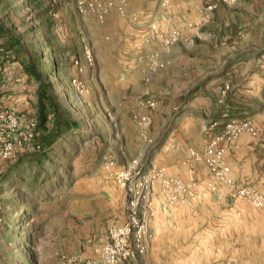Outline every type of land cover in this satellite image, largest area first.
Segmentation results:
<instances>
[{
	"label": "rangeland",
	"instance_id": "374dc122",
	"mask_svg": "<svg viewBox=\"0 0 264 264\" xmlns=\"http://www.w3.org/2000/svg\"><path fill=\"white\" fill-rule=\"evenodd\" d=\"M84 2L80 13L78 0L53 4L0 0V34L19 33L27 55L43 57L48 64L45 82L59 95L65 118L77 123L45 150H34L30 144V150H18L13 158L0 155V264H100L94 255L99 256L110 227L129 219L133 193L142 184L149 191L140 198L139 217L147 222L151 242L156 195L162 216L209 195L218 200L229 195L264 215V206L254 204V199L264 198V175L251 179L231 173L227 148L240 133H227L228 123L206 149L178 146L177 173L159 155L162 148L171 146L177 113L165 100L161 102L164 87L144 78L143 72L167 68L165 58L177 40L166 39L175 34L155 32L163 43L156 49L124 39L129 33L116 32L107 38L95 23L107 19L113 0ZM117 6L120 13L125 12L123 2ZM152 25L156 30L157 25ZM96 38L100 39L98 52L92 47ZM74 48L79 49L78 64L64 60ZM5 49L0 42L2 57ZM161 53L164 60L153 59ZM40 116V101L35 111L23 116L25 128L30 119L37 120L38 142L48 133L38 127ZM53 123L51 116L48 126ZM202 170L204 176L198 175ZM122 171L140 173L134 183L123 185L117 180ZM173 180L182 183L179 190ZM259 226L264 229L263 224ZM221 247L218 240L216 249Z\"/></svg>",
	"mask_w": 264,
	"mask_h": 264
},
{
	"label": "crops",
	"instance_id": "0c3cea01",
	"mask_svg": "<svg viewBox=\"0 0 264 264\" xmlns=\"http://www.w3.org/2000/svg\"><path fill=\"white\" fill-rule=\"evenodd\" d=\"M119 1L124 13L117 9ZM113 3L107 19L95 23L107 38L116 32L129 33L124 39L149 49L163 44L155 32L174 33L178 38L165 58L166 69L143 72L144 78L164 87L161 102L165 100L177 113L171 146L159 154L171 171L178 172V146L210 147L211 139L230 122L229 115L243 126L227 148L231 173L251 179L264 175V0ZM18 34L0 38L6 47L0 66V111L23 117L39 105V83L31 73L34 58L27 55L23 36ZM99 44L96 38L94 51H99ZM79 49L70 50L64 60L78 64ZM157 58L164 60L163 53L153 57ZM199 174L204 176L205 170ZM159 200L156 195L152 242L146 239L140 251L132 238L133 255L124 264H264V229L259 226L264 225V215L251 205L232 201L229 195L221 200L209 195L162 216L157 211ZM218 240L222 247L216 249ZM98 257L94 255L97 262Z\"/></svg>",
	"mask_w": 264,
	"mask_h": 264
},
{
	"label": "built area",
	"instance_id": "2783aa9c",
	"mask_svg": "<svg viewBox=\"0 0 264 264\" xmlns=\"http://www.w3.org/2000/svg\"><path fill=\"white\" fill-rule=\"evenodd\" d=\"M49 3H56L57 0H47ZM85 0H78V10L80 13L84 12L85 9ZM99 3H96L92 7V11H96V8ZM177 37L175 35H170L166 39L167 42H175ZM2 65V56L0 55V66ZM150 106H153L154 103H148ZM24 117L17 115L11 110H2L0 111V155L6 159L13 158L18 150H42V145L37 141V120L30 119L27 122V127L24 126ZM142 121H147V117H143ZM237 124V126H235ZM243 126L240 125L235 119H232L227 125V133L231 135H238ZM223 151L220 152V154ZM140 172L136 173L131 171H122L118 174L117 180L123 185L127 183H134V180H137V175ZM160 176L161 171L157 172ZM140 180V179H138ZM174 185L177 187L176 190H179L182 187V183L178 180H173ZM138 190H132L134 198L131 200V214L129 219L125 223L114 224L110 227L107 237L103 241L102 247L98 250L100 264H124L132 255L133 250L131 246V239H134V243L140 251L145 249V241L148 238L147 232V222L144 219L139 217V207L141 203V196L145 197L147 191H149V186L142 184V187ZM254 204L256 206H264V198L254 199ZM92 264V263H85Z\"/></svg>",
	"mask_w": 264,
	"mask_h": 264
},
{
	"label": "trees",
	"instance_id": "16d2710c",
	"mask_svg": "<svg viewBox=\"0 0 264 264\" xmlns=\"http://www.w3.org/2000/svg\"><path fill=\"white\" fill-rule=\"evenodd\" d=\"M0 35L6 36V34ZM47 65V62L43 60L42 56L36 55L34 64L31 67V73L39 83L38 94L41 116L38 127L43 131H48L47 135L39 141L43 150H45L46 146L51 147L52 144L62 136L63 130H69L77 125V123L71 122L65 118L59 95L53 91L50 83L45 82V77L48 73ZM50 115L54 121L51 128L48 126ZM34 156L35 155H33V157Z\"/></svg>",
	"mask_w": 264,
	"mask_h": 264
}]
</instances>
